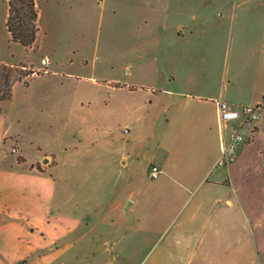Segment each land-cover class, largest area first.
<instances>
[{
    "label": "rangeland",
    "instance_id": "1",
    "mask_svg": "<svg viewBox=\"0 0 264 264\" xmlns=\"http://www.w3.org/2000/svg\"><path fill=\"white\" fill-rule=\"evenodd\" d=\"M3 11L0 6L1 54L12 57L13 65L47 71L27 77L29 86L18 82L2 103L11 130L19 134L15 143L0 142L2 164L26 162L29 168L39 159L38 169L52 168L25 181L31 187L28 204L37 215L49 216L50 231L42 238L30 235L28 225L0 228V264H140L144 255L114 258L103 240L88 237L87 223L79 234L64 235L60 216L72 213L76 200L80 212L88 213L102 194L98 188L111 186L117 194L102 212L133 195L142 218H163L162 203L177 187L166 171H200L205 151L200 128L190 133L167 122L176 108L173 94L190 84L216 98L223 93L229 102L247 103L264 85V0H89L56 20L46 17L32 49L8 39ZM157 90L163 93L153 95ZM256 140L252 135L247 144ZM216 148L222 159L220 133ZM248 151L232 170L246 203L248 192H256L253 205H246L255 211L263 199L261 177L251 188L244 180L260 156ZM153 165L165 170L158 179L149 176ZM54 179L70 187L76 200L61 193L51 200ZM3 181L20 182L16 175L1 176ZM96 232L108 230L100 225ZM78 235L87 236L73 246Z\"/></svg>",
    "mask_w": 264,
    "mask_h": 264
},
{
    "label": "crops",
    "instance_id": "2",
    "mask_svg": "<svg viewBox=\"0 0 264 264\" xmlns=\"http://www.w3.org/2000/svg\"><path fill=\"white\" fill-rule=\"evenodd\" d=\"M88 1L36 0L39 10V33L43 29L46 17L50 16L52 20H56L58 14L72 11L73 8L79 6L84 7ZM0 6L4 8L3 23L8 31V39L13 41L7 27L10 15L9 0H0ZM1 53V64L16 63L12 57H5ZM34 70L41 73L47 71L43 67L35 66ZM255 90L246 104L264 103V85L256 87ZM162 93L161 90H157L153 95ZM221 96L225 99L223 93ZM221 98H216L214 94L208 95L201 90L190 89V84L187 89L173 94L172 102L176 108L167 122L177 127L186 126L190 133L200 128L204 136L205 151L200 171L194 168L183 172L166 171L168 178H172L177 183V187L174 193L162 203L164 210L162 219L147 218L145 220L142 218L140 209L137 207L138 199L133 195L128 198L130 202L120 197L115 203H109L102 212L101 207L105 201L113 194H117L111 186L98 188L102 193L98 203L89 208L88 213L80 212V203L76 200L75 192L70 187L57 186L54 179L51 200H56L59 193L66 194L69 200L70 198L72 201L76 200L72 204V213L65 215L62 213L63 216H60L62 224L65 225L61 229L63 234L66 236L70 233L76 234L79 226L87 223L90 225L88 237L93 241L103 240L106 243V249L114 258L121 255H144L140 264H264V212L256 211L264 208V157L262 156L264 155L262 151L264 149V112L253 134V138L257 137L256 143L253 145L246 142L235 154L232 162L224 165L221 164L222 160L216 148L220 133H218L216 101ZM184 106L186 108H183ZM17 138L19 134L11 130L10 124L1 113V146L15 143ZM1 146L0 177L16 175L20 182L17 184L0 182V223L2 226L0 228L9 226L22 230L28 225L33 231L30 235L44 238L45 233L50 231L47 228L49 216L37 215V210L32 211L28 204L31 187L27 186L25 181L31 175L46 176L52 167L44 168L43 171L39 170L37 168V164L41 162L39 159L33 161L34 167H24L26 162L19 161L13 165L4 166L2 164L4 150ZM244 146L246 148H243ZM250 148H253L260 158L257 159L258 163L256 161L253 169L251 166L248 167L249 172L244 180L245 185L251 188L253 179L257 181V178L261 177L262 180L258 182L261 185L263 199L259 198L262 203L259 207H255L257 208L255 211L247 210V204L253 205L252 201L258 198L256 192L253 196L248 192L249 201L246 203V196L236 184L232 170L233 165L243 155L249 154ZM61 163L60 159V162L53 167ZM161 170L165 172L164 169ZM51 176L53 178V175ZM162 190L163 186L158 187V192ZM89 213L100 215V217L89 216ZM100 225H103L108 233L96 232ZM135 231L142 232L143 235L137 239L133 234ZM87 235H78L77 243L73 246H77Z\"/></svg>",
    "mask_w": 264,
    "mask_h": 264
},
{
    "label": "trees",
    "instance_id": "3",
    "mask_svg": "<svg viewBox=\"0 0 264 264\" xmlns=\"http://www.w3.org/2000/svg\"><path fill=\"white\" fill-rule=\"evenodd\" d=\"M9 5L7 27L13 41L26 49L33 48L40 31L36 0H9ZM34 74L37 71L29 70L26 66L0 63V115L3 112L2 103L12 98L15 85L24 82L29 86L30 80L25 79Z\"/></svg>",
    "mask_w": 264,
    "mask_h": 264
},
{
    "label": "built area",
    "instance_id": "4",
    "mask_svg": "<svg viewBox=\"0 0 264 264\" xmlns=\"http://www.w3.org/2000/svg\"><path fill=\"white\" fill-rule=\"evenodd\" d=\"M216 104L223 164L224 159H233L236 152L256 132L264 112V103L237 104L221 98ZM161 173V168L153 165L149 176L157 179Z\"/></svg>",
    "mask_w": 264,
    "mask_h": 264
},
{
    "label": "water",
    "instance_id": "5",
    "mask_svg": "<svg viewBox=\"0 0 264 264\" xmlns=\"http://www.w3.org/2000/svg\"><path fill=\"white\" fill-rule=\"evenodd\" d=\"M45 161H46V159H45Z\"/></svg>",
    "mask_w": 264,
    "mask_h": 264
}]
</instances>
